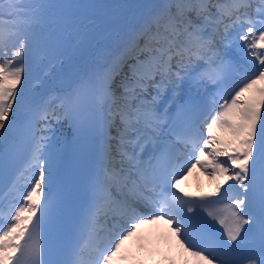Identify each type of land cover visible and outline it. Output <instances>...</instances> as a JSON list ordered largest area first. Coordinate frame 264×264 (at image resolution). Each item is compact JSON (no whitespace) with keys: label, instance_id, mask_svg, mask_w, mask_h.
<instances>
[{"label":"snow or ice","instance_id":"6c2138e0","mask_svg":"<svg viewBox=\"0 0 264 264\" xmlns=\"http://www.w3.org/2000/svg\"><path fill=\"white\" fill-rule=\"evenodd\" d=\"M51 7L0 0V171L26 153L0 185V264H123L158 223L197 264H264V0H158L62 95L50 69L98 45L113 6L59 5L63 41L41 45ZM66 124L100 142L81 205L53 143ZM197 167L212 191L180 187Z\"/></svg>","mask_w":264,"mask_h":264},{"label":"bare ground","instance_id":"6f19581e","mask_svg":"<svg viewBox=\"0 0 264 264\" xmlns=\"http://www.w3.org/2000/svg\"><path fill=\"white\" fill-rule=\"evenodd\" d=\"M4 2L7 3V0H4ZM27 2L45 3L55 6L48 8L41 17V25L37 37L38 43L41 45L62 43L63 41L66 27L64 19L66 10L59 7V5L66 3H95L113 6L104 7L97 11V15L101 17L104 24L101 29L104 33V39L98 45H89L83 57H60L55 66L50 69V74L47 78L48 88L54 89L56 95H62L65 90L72 87L74 80L83 67L84 59L94 57L102 62V56H107L109 51L115 48L118 43V34H122L123 30L135 23L158 0H27ZM105 20H114V22L105 24ZM98 49H102V53L98 52ZM34 86L39 88V85H36L35 82ZM28 110L29 105H25L22 112L26 113ZM53 127H56L54 122ZM68 132L69 125L66 124L57 132L53 140L57 152L60 154L64 149ZM56 141L59 143H56ZM180 187L212 190V181L209 176L205 175L197 167L193 169L191 174L187 175L186 179L182 180ZM135 251L137 252L135 253ZM138 253L143 255L142 260L145 264H197L194 258L182 252L176 239L170 235L168 226L163 223L145 225L140 230L139 238H136L135 241L127 242L126 255L128 258L123 261V264H142L138 262ZM168 255L170 256L169 259H167Z\"/></svg>","mask_w":264,"mask_h":264},{"label":"rangeland","instance_id":"374dc122","mask_svg":"<svg viewBox=\"0 0 264 264\" xmlns=\"http://www.w3.org/2000/svg\"><path fill=\"white\" fill-rule=\"evenodd\" d=\"M135 239H136V238H134V239L130 240V242H132V241H135ZM141 249H142V247H141ZM136 252H137V251H135V253H136Z\"/></svg>","mask_w":264,"mask_h":264}]
</instances>
